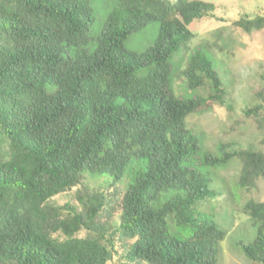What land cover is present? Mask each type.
<instances>
[{"label": "trees", "instance_id": "1", "mask_svg": "<svg viewBox=\"0 0 264 264\" xmlns=\"http://www.w3.org/2000/svg\"><path fill=\"white\" fill-rule=\"evenodd\" d=\"M96 3L0 0V264H218L226 232L193 215L217 194L191 165L201 146L186 119L210 101L234 108L203 51L190 55L182 75L191 91L210 93L180 99L169 91L172 58L194 26L216 18V6L115 0L100 22ZM155 22L158 35L145 52L126 49ZM231 23L250 34L264 29V15ZM243 116L234 131L250 119L263 131L264 89ZM233 160L239 186L256 193L264 150L220 143L199 165ZM86 175L109 182L90 189ZM74 190L73 203L53 201ZM244 212L258 227L241 250L264 264V202L249 199ZM170 222L190 235L171 234Z\"/></svg>", "mask_w": 264, "mask_h": 264}, {"label": "rangeland", "instance_id": "2", "mask_svg": "<svg viewBox=\"0 0 264 264\" xmlns=\"http://www.w3.org/2000/svg\"><path fill=\"white\" fill-rule=\"evenodd\" d=\"M173 1V0H169ZM191 1V0H188ZM216 6V18L199 22L192 29L187 43L180 47L171 61L172 76L169 91L175 98H192L210 93L209 86L191 91L183 79L190 55L203 51L214 63L217 75L228 91L233 112L215 102H208L186 119L189 131L200 140L201 153L193 158L196 169L209 181L216 192L215 197L198 202L193 208L194 216L205 217L226 232L224 241L218 246V264H256L246 258L242 245H250L256 238L258 223L244 212L249 199L264 202V179L260 180L256 193H248L238 184L240 164L231 161L224 167L199 165L204 153L217 154L218 145L225 142H238L244 147L253 145L264 150V128L259 131L250 119L243 131H234L232 126L244 118L243 111L256 105V95L264 89V29L250 34L232 25V20L241 14L264 15V0H199ZM115 0H97L95 12L100 22L106 18L107 9ZM160 24L155 22L140 33L132 35L126 42L127 50L145 52L155 41ZM264 126V118L262 119ZM85 184L90 189L104 188L108 177L85 176ZM129 178L126 175L119 187L127 189ZM75 190L53 199L58 205L74 201ZM162 197V202L165 201ZM76 203V202H75ZM117 215L114 221H117ZM170 233L187 238L190 233L178 229L170 222ZM116 264V262H115Z\"/></svg>", "mask_w": 264, "mask_h": 264}]
</instances>
